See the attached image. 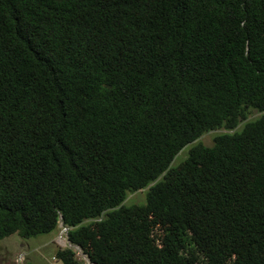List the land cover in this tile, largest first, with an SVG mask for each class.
Listing matches in <instances>:
<instances>
[{
    "label": "trees",
    "instance_id": "1",
    "mask_svg": "<svg viewBox=\"0 0 264 264\" xmlns=\"http://www.w3.org/2000/svg\"><path fill=\"white\" fill-rule=\"evenodd\" d=\"M61 223L62 264H264V0H0V240Z\"/></svg>",
    "mask_w": 264,
    "mask_h": 264
},
{
    "label": "rangeland",
    "instance_id": "2",
    "mask_svg": "<svg viewBox=\"0 0 264 264\" xmlns=\"http://www.w3.org/2000/svg\"><path fill=\"white\" fill-rule=\"evenodd\" d=\"M260 115V112L253 110L248 120L256 119ZM227 132L230 131L220 129L207 132L191 145L200 143L211 146L216 135ZM191 145H188L179 153L172 166L179 164L186 158ZM145 199L146 190H140L128 193L123 203L125 205L144 204ZM65 232L66 229L59 226L56 231L29 239L21 238L18 234L10 235L0 240V264H62L61 261L54 258V254L57 249L65 248L68 245ZM78 255L82 259L85 258L81 252Z\"/></svg>",
    "mask_w": 264,
    "mask_h": 264
},
{
    "label": "water",
    "instance_id": "3",
    "mask_svg": "<svg viewBox=\"0 0 264 264\" xmlns=\"http://www.w3.org/2000/svg\"><path fill=\"white\" fill-rule=\"evenodd\" d=\"M60 226H62V223L60 224ZM76 250H78V252H80L79 248H76Z\"/></svg>",
    "mask_w": 264,
    "mask_h": 264
}]
</instances>
